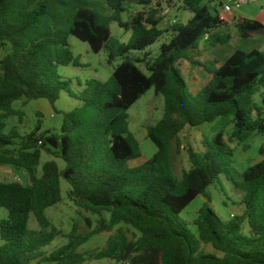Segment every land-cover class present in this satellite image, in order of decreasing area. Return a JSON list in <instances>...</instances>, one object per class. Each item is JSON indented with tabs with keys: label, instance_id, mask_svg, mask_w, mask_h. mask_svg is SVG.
Instances as JSON below:
<instances>
[{
	"label": "trees",
	"instance_id": "obj_1",
	"mask_svg": "<svg viewBox=\"0 0 264 264\" xmlns=\"http://www.w3.org/2000/svg\"><path fill=\"white\" fill-rule=\"evenodd\" d=\"M128 2L141 10L123 20ZM181 9L191 18L174 21L167 30L160 28L165 17L156 0H0V44L9 48L0 60V164L23 169L30 179L29 184L0 182V210L7 212L0 220V264H82L77 249L115 227L106 246L93 254L96 259L264 264V145L259 148L263 158L242 173L233 167L230 146L264 135V52L237 50L225 61H202L200 46L202 40L212 49L224 46L233 35L248 39L264 25L239 17L233 34L204 0H182ZM113 23L130 32L127 43L112 36ZM167 32L168 42L151 57L146 50ZM69 37L86 43L93 53L106 50L109 64L116 58L121 62L106 81L89 79L72 95L80 105L63 114L59 134L41 133L40 124L24 135L16 127L7 130L14 102L44 99L53 106L71 83L58 74L59 67L81 66ZM132 52L141 57H131ZM183 63L208 76L193 97L178 69ZM151 89L164 101L161 120L146 128L156 151L146 162L130 166L142 152L129 130L127 112ZM259 93L261 105L253 100ZM215 123L210 138L188 146L190 168L177 178L172 144L178 148L187 129ZM227 125L231 133L225 138ZM42 151L63 167L47 161L37 177ZM222 174L242 194L243 213L227 221L211 209L207 193ZM61 180L73 204L98 217L91 232L82 235L73 229L64 236L47 220L45 210L61 201ZM199 196L207 202L196 218L191 223L181 219ZM32 219L38 230L31 229ZM62 237L66 244L46 257L42 249Z\"/></svg>",
	"mask_w": 264,
	"mask_h": 264
},
{
	"label": "rangeland",
	"instance_id": "obj_2",
	"mask_svg": "<svg viewBox=\"0 0 264 264\" xmlns=\"http://www.w3.org/2000/svg\"><path fill=\"white\" fill-rule=\"evenodd\" d=\"M208 6L217 10L218 14L223 15L227 23L234 16L235 20L240 17L251 18L259 21L264 25V0H236L240 1L238 8H233L232 12L223 10L222 5H232V0H207ZM159 4L162 8V15L165 17L160 25L161 29H169L173 21L183 22L184 16L181 11L180 0H160ZM127 12L123 14V20L129 19L140 7L133 3H127ZM171 7L169 13L166 8ZM192 16L191 13H188ZM227 30L234 33L233 24L227 25ZM111 34L119 40L120 43H127L130 38V32H125L120 29L117 24L111 25ZM170 33L167 32L161 36L155 44L150 46L146 52L151 57H156L159 53L160 46L168 42ZM68 45L75 57L80 58L81 66H66L59 67L58 74L63 80H70L66 86V90L61 91L59 99L52 106L44 99L26 100L22 99L13 103L12 108L14 115L6 119L7 130L16 127L21 135L31 132L37 124H40V132L45 134H59L62 124V116L64 113L71 111L73 108L80 105L72 95L84 89L85 81L89 79H97L106 81L113 73L114 68L121 62L120 58H116L108 63V52L102 50L99 53L90 51L89 46L76 39L69 37ZM202 54L206 59H216L225 61L226 57L232 55L235 51L250 52L258 50L264 52V34H255L254 37L241 39L233 35L231 40L224 46L211 48L206 40L200 43ZM9 48L5 44H0V60L8 53ZM131 57H141L139 52H132ZM142 68V65L140 66ZM209 67V65H208ZM189 65L181 64L178 69L187 84V95L195 96L207 81V75L197 70H188ZM143 69V68H142ZM255 94L253 97L257 105H261V97ZM164 110V101L161 96L154 93V90H149L143 95L131 108L128 110V124L130 132L139 142L142 156L129 163L130 166H137L146 162L156 151L154 145L146 137V128L156 124L161 120ZM217 130L216 123L204 125L197 129H187L180 137V144L177 146L173 143L171 146V156L173 164V173L177 178H180L184 171L189 170L190 163L187 157L188 146L198 147L204 138H210ZM225 138H228L231 133V126L224 127ZM264 145V135H253L244 143L233 142L230 146L234 149V165L236 171L242 173L248 167L259 162L263 157L259 153V148ZM202 149V148H201ZM1 154V153H0ZM56 161L62 168L63 163L53 157L46 151H42L39 165L36 168V176L41 175V168L47 161ZM20 181L22 184H29V176L23 169H15L11 165L0 164V182ZM68 185L61 180V201L45 210V216L49 223L64 236L70 234L73 229L79 234L91 232L97 224L98 217L83 209L76 207L68 197ZM207 193L210 197L211 209L224 221L230 220L233 217L240 216L243 213L241 204L242 194L240 191L228 181L224 174L219 178V181L207 188ZM207 199L202 196L197 197L180 215V218L191 223L197 216L198 210L202 207ZM7 212L4 209L0 210V220L6 217ZM108 217V215H106ZM30 227L33 230H38L36 222L32 219ZM115 227L111 232H103L92 236L86 243L77 249V252L83 255L84 262L82 264H118L110 259H96L93 254L106 246L108 238L116 231ZM246 227L244 230L246 231ZM191 230H193L191 228ZM131 232H134L131 229ZM131 237V233L128 234ZM67 240L56 238L50 245L44 247L42 252L45 256H49L54 250L66 244ZM1 243V242H0ZM205 251L212 253L210 247H205ZM33 264H53L39 263Z\"/></svg>",
	"mask_w": 264,
	"mask_h": 264
},
{
	"label": "crops",
	"instance_id": "obj_3",
	"mask_svg": "<svg viewBox=\"0 0 264 264\" xmlns=\"http://www.w3.org/2000/svg\"><path fill=\"white\" fill-rule=\"evenodd\" d=\"M162 1V0H161ZM244 1H247V0H244ZM156 2L157 3H159L160 2V0H156ZM180 2H182V0H180ZM204 2H205V4H208V1L207 0H204ZM182 5V4H181ZM224 5H222V7H223ZM170 9H171V7H167L166 8V12H168L169 13V11H170ZM180 13H183V16H184V21H183V23H185L187 20H189L190 18H191V16L188 14V12H186V11H183L182 9H181V11H179ZM232 12V11H231ZM220 16V18H222L226 23H227V21H226V19L224 18V16L223 15H219ZM240 17H242L241 15H240ZM234 18H235V16H234ZM232 19L230 22H228L227 24H233V27H234V22H235V19ZM248 19H251V18H248ZM251 20H255V19H251ZM174 22V21H173ZM234 32H235V30H234ZM234 34V33H233ZM228 57H226L225 58V60L227 59Z\"/></svg>",
	"mask_w": 264,
	"mask_h": 264
},
{
	"label": "built area",
	"instance_id": "obj_4",
	"mask_svg": "<svg viewBox=\"0 0 264 264\" xmlns=\"http://www.w3.org/2000/svg\"><path fill=\"white\" fill-rule=\"evenodd\" d=\"M239 4H240V1L232 0V5H227V4L224 5L223 10L226 12H231L233 10V8H238Z\"/></svg>",
	"mask_w": 264,
	"mask_h": 264
},
{
	"label": "water",
	"instance_id": "obj_5",
	"mask_svg": "<svg viewBox=\"0 0 264 264\" xmlns=\"http://www.w3.org/2000/svg\"><path fill=\"white\" fill-rule=\"evenodd\" d=\"M212 15H214V12H212ZM253 33L254 34H264V30H256Z\"/></svg>",
	"mask_w": 264,
	"mask_h": 264
}]
</instances>
